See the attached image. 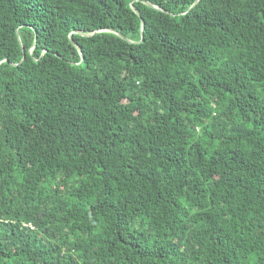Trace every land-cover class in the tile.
Instances as JSON below:
<instances>
[{
  "label": "trees",
  "instance_id": "1",
  "mask_svg": "<svg viewBox=\"0 0 264 264\" xmlns=\"http://www.w3.org/2000/svg\"><path fill=\"white\" fill-rule=\"evenodd\" d=\"M194 1L0 0V264H264V0Z\"/></svg>",
  "mask_w": 264,
  "mask_h": 264
},
{
  "label": "water",
  "instance_id": "2",
  "mask_svg": "<svg viewBox=\"0 0 264 264\" xmlns=\"http://www.w3.org/2000/svg\"><path fill=\"white\" fill-rule=\"evenodd\" d=\"M197 1H198V0H195V1L192 3L191 6H193ZM144 3L147 4V5H149V6H151V4H150L149 2H147V1H144ZM152 6H153V5H152ZM135 11H136V10H135ZM141 25H142V21H141ZM141 37H142V32H141ZM34 40H35V39H34ZM34 42H35V41H34ZM76 48H77L78 52H80V48H79L78 46H76Z\"/></svg>",
  "mask_w": 264,
  "mask_h": 264
}]
</instances>
